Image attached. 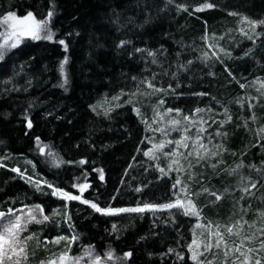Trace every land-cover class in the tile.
I'll list each match as a JSON object with an SVG mask.
<instances>
[{
	"label": "trees",
	"instance_id": "trees-1",
	"mask_svg": "<svg viewBox=\"0 0 264 264\" xmlns=\"http://www.w3.org/2000/svg\"><path fill=\"white\" fill-rule=\"evenodd\" d=\"M8 14L43 25L0 58V212L43 209L35 263L61 232L110 264H199L181 208L99 210L175 200L177 175L147 155L159 106L219 116L223 163L192 169L210 191L204 220L237 219L229 193L242 176L257 181L244 226L264 228V0H0ZM247 20L257 25L242 30Z\"/></svg>",
	"mask_w": 264,
	"mask_h": 264
},
{
	"label": "rangeland",
	"instance_id": "rangeland-1",
	"mask_svg": "<svg viewBox=\"0 0 264 264\" xmlns=\"http://www.w3.org/2000/svg\"><path fill=\"white\" fill-rule=\"evenodd\" d=\"M207 7L210 5L204 4L198 9ZM252 25L257 24L247 20L241 29L250 27L252 30ZM42 30L43 25L32 15L25 17L6 15L0 20V58L27 38L37 37ZM246 41L248 39L241 42ZM209 108L206 105L201 110L198 108L189 115H183L186 113L182 114L171 106L165 109L159 106L151 111L149 117L151 119L147 121L150 145L147 155L161 163L167 174L177 175L178 189L174 201L163 205L149 204L99 210L105 214H119L179 207L196 221L190 245V258L193 261L199 264H264L260 259L263 255L261 250H264L263 226L255 224L246 228L243 223L250 213V207L253 206L257 182L253 181L254 178L246 179L239 174L241 179L238 178L237 182L241 181L242 184L232 189L233 192L236 191L235 194L229 193L233 195V202L240 212L234 222H221L210 218L206 220L213 222L206 221L198 205L199 197L205 199L210 197V191L205 187L204 178H197L192 169H201L207 165L219 167L223 163L217 152L222 151L219 145L220 127L215 126V120L219 116ZM212 128L215 132L211 130ZM196 182L197 192H194ZM53 196L66 203L75 199L83 201L81 196L63 190H54ZM94 207L97 209L95 204ZM55 213L58 215V210ZM45 221H48V217L39 206L9 207L7 211H1L0 264H110L92 247L73 248V238L70 239L67 233L61 232L45 237L51 253L35 263V256H31V244L37 233L32 226H40ZM57 221L60 223L59 219Z\"/></svg>",
	"mask_w": 264,
	"mask_h": 264
}]
</instances>
